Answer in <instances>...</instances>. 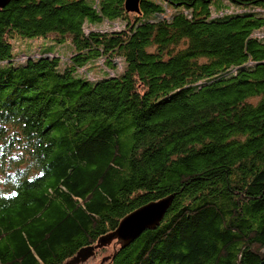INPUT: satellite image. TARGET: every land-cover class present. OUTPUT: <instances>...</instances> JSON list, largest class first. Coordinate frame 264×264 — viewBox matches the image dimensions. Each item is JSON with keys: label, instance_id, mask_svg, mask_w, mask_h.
I'll return each mask as SVG.
<instances>
[{"label": "trees", "instance_id": "obj_1", "mask_svg": "<svg viewBox=\"0 0 264 264\" xmlns=\"http://www.w3.org/2000/svg\"><path fill=\"white\" fill-rule=\"evenodd\" d=\"M125 1L0 10V264H262L264 0ZM21 39L73 50L21 60Z\"/></svg>", "mask_w": 264, "mask_h": 264}, {"label": "water", "instance_id": "obj_2", "mask_svg": "<svg viewBox=\"0 0 264 264\" xmlns=\"http://www.w3.org/2000/svg\"><path fill=\"white\" fill-rule=\"evenodd\" d=\"M13 1L21 0H0V10ZM140 3L141 0H126V11L130 13H140ZM174 198V195L168 196L160 201L145 205L126 216L120 222L115 232L100 239L98 246L102 247L113 244L114 249L117 247L124 248L140 237L146 230L156 229L172 205ZM90 255L91 253L88 257ZM85 260L86 259H84V261ZM262 264H264V261Z\"/></svg>", "mask_w": 264, "mask_h": 264}, {"label": "rangeland", "instance_id": "obj_3", "mask_svg": "<svg viewBox=\"0 0 264 264\" xmlns=\"http://www.w3.org/2000/svg\"><path fill=\"white\" fill-rule=\"evenodd\" d=\"M169 12H172V10H169ZM122 28H123V24L117 21V22H105L103 24L95 25V26H87L86 30L88 31L89 29H95L101 31H105V30L111 31L114 29L120 30ZM15 48H16V52H20V56H18L17 58L19 59L21 58V60L24 58V56L22 57L21 52L25 51L28 52V54L36 55L35 57H38L40 52L44 50H49L52 53H54V55L61 57V59L64 61L68 57L72 49V46L70 43L59 45L50 42L48 40H42V39H21L15 43ZM93 77L96 79V78H101L103 76L101 72L100 73L98 72L96 75H93ZM87 264H101V263L99 259L94 258L89 260Z\"/></svg>", "mask_w": 264, "mask_h": 264}]
</instances>
